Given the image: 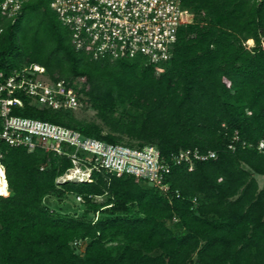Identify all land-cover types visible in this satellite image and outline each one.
Returning a JSON list of instances; mask_svg holds the SVG:
<instances>
[{"label":"trees","instance_id":"trees-1","mask_svg":"<svg viewBox=\"0 0 264 264\" xmlns=\"http://www.w3.org/2000/svg\"><path fill=\"white\" fill-rule=\"evenodd\" d=\"M181 6L192 20L156 65L76 49L50 0H24L13 19L0 14V71L42 65L51 79L72 84L95 119L37 106L22 93L12 114L115 144H153L165 159L180 149L216 153L192 169L171 165L164 193L104 170H93L90 181L58 182L72 166L68 157L3 145L0 264H264V187L254 176L264 175V0ZM68 194L81 197V215L45 202Z\"/></svg>","mask_w":264,"mask_h":264},{"label":"built area","instance_id":"built-area-1","mask_svg":"<svg viewBox=\"0 0 264 264\" xmlns=\"http://www.w3.org/2000/svg\"><path fill=\"white\" fill-rule=\"evenodd\" d=\"M23 1L0 0L1 17H16ZM50 7L71 29L76 49H88L95 59L142 56L155 65L171 57L179 27L192 20V13L181 6V0H50ZM2 31L0 26V35ZM245 45L251 47L253 40H246ZM76 81L81 84L83 80L78 77ZM17 93L40 107L76 110L83 105L69 81L51 79L42 65H24L8 75L0 71V179L5 181L3 145L41 147L65 155L72 166L57 181H90L93 170H104L146 180L164 193L170 191L165 176L171 165L185 163L192 169L195 161L216 155L212 150L180 149L165 159L153 144H115L47 120L12 114L14 106H23ZM262 147L263 141L258 148ZM174 193L178 196L177 190Z\"/></svg>","mask_w":264,"mask_h":264},{"label":"rangeland","instance_id":"rangeland-1","mask_svg":"<svg viewBox=\"0 0 264 264\" xmlns=\"http://www.w3.org/2000/svg\"><path fill=\"white\" fill-rule=\"evenodd\" d=\"M76 116L78 117H86L88 119H95V111L88 107L85 103H83V105L74 110ZM128 141V139L126 137L123 138V142ZM131 144H136L135 141H130ZM257 182H258V186L259 188H263L264 187V175H260V174H254ZM84 177L83 174H81V178ZM61 178H59L58 182H61L60 180ZM76 181V180H73ZM105 197L104 196H96L95 197V201H102L104 200ZM45 202L53 209H58V210H63V211H68L70 213H75L77 215H81L84 211V205L83 203H81V200H78L76 198L75 195L73 194H68L66 196H64L61 199H57L53 196H49L45 199ZM99 214L96 213L95 217L98 216ZM88 216H92L91 214H88ZM84 245L85 242H81L78 244V252H82L84 249Z\"/></svg>","mask_w":264,"mask_h":264},{"label":"bare ground","instance_id":"bare-ground-1","mask_svg":"<svg viewBox=\"0 0 264 264\" xmlns=\"http://www.w3.org/2000/svg\"><path fill=\"white\" fill-rule=\"evenodd\" d=\"M251 42V41H250ZM74 177V176H73ZM0 194L5 195L6 194V188H5V179L1 177L0 179Z\"/></svg>","mask_w":264,"mask_h":264}]
</instances>
